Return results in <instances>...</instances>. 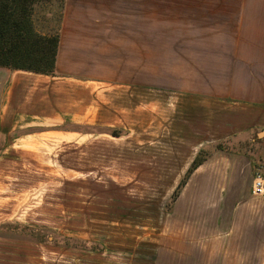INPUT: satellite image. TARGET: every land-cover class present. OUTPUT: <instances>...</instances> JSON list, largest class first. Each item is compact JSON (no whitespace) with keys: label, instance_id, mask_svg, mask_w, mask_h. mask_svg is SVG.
<instances>
[{"label":"rangeland","instance_id":"rangeland-1","mask_svg":"<svg viewBox=\"0 0 264 264\" xmlns=\"http://www.w3.org/2000/svg\"><path fill=\"white\" fill-rule=\"evenodd\" d=\"M63 9L64 0L36 4V31L55 37ZM160 47L144 45L143 56L137 45H96L98 81L63 79L66 112L88 102L87 115L68 117L60 127L68 133L1 149L0 264H167L184 187L172 197L191 161L218 147L255 150L264 130L243 134L245 143L196 146L227 112L204 103L192 119L195 103L170 80L169 45Z\"/></svg>","mask_w":264,"mask_h":264},{"label":"crops","instance_id":"crops-1","mask_svg":"<svg viewBox=\"0 0 264 264\" xmlns=\"http://www.w3.org/2000/svg\"><path fill=\"white\" fill-rule=\"evenodd\" d=\"M96 45H137L143 56L144 45H169L170 80L194 101L191 118L204 103L227 112L196 146L264 130V0H66L59 76L0 66L1 155L87 115L88 102L66 112L63 86L98 81ZM251 142L250 152L214 150L192 173L172 214L167 264H264V136Z\"/></svg>","mask_w":264,"mask_h":264},{"label":"trees","instance_id":"trees-1","mask_svg":"<svg viewBox=\"0 0 264 264\" xmlns=\"http://www.w3.org/2000/svg\"><path fill=\"white\" fill-rule=\"evenodd\" d=\"M41 0H0V66L44 75L56 74L60 30L55 37H44L36 31L31 19L33 8ZM64 0V5H65ZM64 11V9H63ZM14 59V64L10 60ZM28 60L21 64L17 60ZM112 135L120 136L113 131ZM221 148H217L220 150ZM207 158H197L190 166L172 197L175 202L192 173Z\"/></svg>","mask_w":264,"mask_h":264},{"label":"bare ground","instance_id":"bare-ground-1","mask_svg":"<svg viewBox=\"0 0 264 264\" xmlns=\"http://www.w3.org/2000/svg\"><path fill=\"white\" fill-rule=\"evenodd\" d=\"M259 183V182H258Z\"/></svg>","mask_w":264,"mask_h":264}]
</instances>
